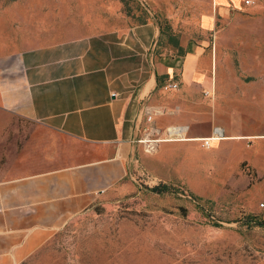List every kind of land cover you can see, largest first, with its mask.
Returning <instances> with one entry per match:
<instances>
[{"label":"rangeland","instance_id":"1","mask_svg":"<svg viewBox=\"0 0 264 264\" xmlns=\"http://www.w3.org/2000/svg\"><path fill=\"white\" fill-rule=\"evenodd\" d=\"M143 3L0 0V58L14 69L25 48L153 18L161 28L159 53L184 55L203 46L218 75L212 92L202 85L161 87L180 93L183 107L175 106L174 113L184 117V132L209 137L220 126L227 135L209 147L201 139L180 140L147 152L141 144L142 166L167 191L157 194L150 190L157 185L127 178L124 184L132 188L70 219L19 264H264V223H257L264 221V0L244 2L252 6L243 9L214 0ZM0 126V140L20 148L31 124L0 106ZM158 130L153 137L165 140L167 130ZM133 198L139 207L121 206Z\"/></svg>","mask_w":264,"mask_h":264},{"label":"crops","instance_id":"2","mask_svg":"<svg viewBox=\"0 0 264 264\" xmlns=\"http://www.w3.org/2000/svg\"><path fill=\"white\" fill-rule=\"evenodd\" d=\"M159 26L151 18L128 29L25 48L14 69L0 58V106L31 124L20 148L0 140V264L24 262L70 219L132 188L123 181H133L128 172L134 147L139 155L141 146L135 140L146 137L147 126L179 128V136L156 140L154 150L202 138L189 137L184 117L174 113L183 107L180 93L161 87L174 81L180 89L213 90V58L203 46L184 55L159 53ZM10 145L15 152H4Z\"/></svg>","mask_w":264,"mask_h":264},{"label":"built area","instance_id":"3","mask_svg":"<svg viewBox=\"0 0 264 264\" xmlns=\"http://www.w3.org/2000/svg\"><path fill=\"white\" fill-rule=\"evenodd\" d=\"M144 0H141V2L143 3ZM246 4H250L251 0H245ZM144 4V3H143ZM165 87L167 89H178V84L174 81H169L168 83L165 84ZM209 92H207L206 94H208ZM148 122H152L153 118L152 116H148L147 118ZM139 126L137 125V129L139 130ZM171 128V127H170ZM170 128H168L167 130L171 131ZM173 128V132L172 134H175L179 131L178 126L177 127H172ZM183 129H185V131L188 130L187 127L183 126ZM144 132L146 133V137L143 139H137L135 140L137 143L139 144H143L144 145V149L147 152H153L154 148H156V145L158 144V142L156 140V138H154L153 136L158 133H160V131L158 129H156V127H151V126H147L146 128L143 129ZM224 134V131L220 128V127H216L213 131V134L209 137H202L200 138L202 140V144L204 145V147H209L211 142L217 140L220 136L222 137ZM132 162H133V167L132 169H130V172H128V176L135 182H137L138 184H147V185H159V180L157 178H155V176H152L151 174H149L148 170L142 166L141 161L139 159V155H138V151L137 149L134 147V151H133V156H132ZM260 207L262 209H264V198L261 200L260 202Z\"/></svg>","mask_w":264,"mask_h":264},{"label":"trees","instance_id":"4","mask_svg":"<svg viewBox=\"0 0 264 264\" xmlns=\"http://www.w3.org/2000/svg\"><path fill=\"white\" fill-rule=\"evenodd\" d=\"M168 189H169V187L167 185H161V184L157 185L155 187L153 186V187L150 188V190L154 191V193H157V194H162L165 191H167ZM101 205L105 206V208L109 209L108 212H111L113 210L112 206L110 204L103 203ZM140 205L141 204H140L139 200L137 198H133V199H129V200L124 201L121 206L126 207V208H130V207H139ZM183 215L188 220H198L197 217H195L192 214H187L186 212H183ZM70 221H73V220L71 219ZM252 222H256V221H252ZM257 223L262 224V223H264V221H260V222H257Z\"/></svg>","mask_w":264,"mask_h":264},{"label":"bare ground","instance_id":"5","mask_svg":"<svg viewBox=\"0 0 264 264\" xmlns=\"http://www.w3.org/2000/svg\"><path fill=\"white\" fill-rule=\"evenodd\" d=\"M209 91H213V90H209ZM170 130L173 132V128H172V127L170 128ZM171 131L167 130V132H168V134L166 135V138H167V139H169V138H168L169 136H172V137H177V136H179L178 132L175 133V134H172ZM224 136H225V134H223L222 137H224ZM220 137H221V136H220ZM222 137H221V138H222Z\"/></svg>","mask_w":264,"mask_h":264}]
</instances>
